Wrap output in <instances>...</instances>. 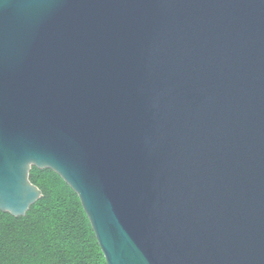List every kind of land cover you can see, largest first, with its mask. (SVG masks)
I'll use <instances>...</instances> for the list:
<instances>
[{
  "label": "water",
  "instance_id": "water-1",
  "mask_svg": "<svg viewBox=\"0 0 264 264\" xmlns=\"http://www.w3.org/2000/svg\"><path fill=\"white\" fill-rule=\"evenodd\" d=\"M32 166L107 264H264V0H0V211Z\"/></svg>",
  "mask_w": 264,
  "mask_h": 264
},
{
  "label": "trees",
  "instance_id": "trees-1",
  "mask_svg": "<svg viewBox=\"0 0 264 264\" xmlns=\"http://www.w3.org/2000/svg\"><path fill=\"white\" fill-rule=\"evenodd\" d=\"M29 179L42 195L23 216L0 211V264H107L71 187L48 168Z\"/></svg>",
  "mask_w": 264,
  "mask_h": 264
}]
</instances>
